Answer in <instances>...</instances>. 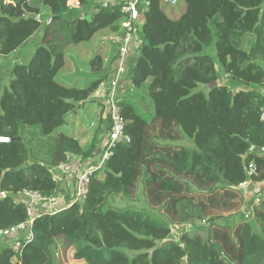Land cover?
Returning a JSON list of instances; mask_svg holds the SVG:
<instances>
[{"label":"trees","instance_id":"16d2710c","mask_svg":"<svg viewBox=\"0 0 264 264\" xmlns=\"http://www.w3.org/2000/svg\"><path fill=\"white\" fill-rule=\"evenodd\" d=\"M72 1L80 6L70 8ZM45 8L50 22L42 23L36 16ZM142 18V44L124 76L133 89L122 102L130 141L94 171L82 203L36 214L33 238L21 252L1 247L0 264H57L62 240L84 264H264V194L252 204L255 224L221 223L226 212H239L241 184L264 182V0H150ZM126 20L113 0H0V57L40 35L30 60L10 67L9 84L0 79V137H21L0 141V230L29 219L17 194L70 201L55 169L104 153L109 126L87 147L62 128L86 105L99 102L106 114L97 90L114 72L117 44L107 61L102 49L93 52L86 79L58 76L71 46L99 32L115 40ZM35 125L40 131L27 129ZM184 137L195 148L176 143ZM140 187L168 222L109 203L136 197ZM196 221H206V231L173 239L174 226Z\"/></svg>","mask_w":264,"mask_h":264},{"label":"built area","instance_id":"2783aa9c","mask_svg":"<svg viewBox=\"0 0 264 264\" xmlns=\"http://www.w3.org/2000/svg\"><path fill=\"white\" fill-rule=\"evenodd\" d=\"M110 1V0H108ZM115 3L121 6L123 13L127 15V20L123 22L125 29L124 34H121L115 38L117 44V59L115 63V69L110 78L100 83L98 87V93L103 100L107 123L109 128L107 129V141L105 142V151L103 153V159L97 168H101L111 155L113 149L120 142H129L130 137L126 134V119L123 115L122 102L124 100V93L121 90L123 85L124 76L126 72L127 59L130 55L136 53L141 44V29L144 23L142 15L144 11L150 5V0H113ZM171 4H176V0H165ZM79 2L72 1L70 8L79 7ZM41 20V14L36 16ZM261 120L264 121V105L260 110ZM254 164L251 163L248 167L249 174L254 170ZM95 166L90 165L79 170L76 174L75 186L73 188V197L70 201H66L65 195H59L55 197H47L42 193L35 190H24L17 194L16 199L26 203L27 211L29 213V219L22 224L14 226L8 230H0V239L7 237L12 239V243L9 245L12 249L21 252L25 243L29 242L33 236L32 225L36 214L42 211L55 212L60 208L69 207L71 203H82L89 192L90 181L94 171L97 169ZM57 173L54 174V179L58 180L59 175L66 173L67 164H62L56 168ZM249 182H244L241 187L245 189ZM5 192H0V197L5 196Z\"/></svg>","mask_w":264,"mask_h":264},{"label":"rangeland","instance_id":"374dc122","mask_svg":"<svg viewBox=\"0 0 264 264\" xmlns=\"http://www.w3.org/2000/svg\"><path fill=\"white\" fill-rule=\"evenodd\" d=\"M102 0H96V2H101ZM105 1V0H104ZM182 7L179 6L177 9V13L182 11ZM41 20L42 23L50 22V16L48 9H44L41 13ZM39 36H36L31 41H29L28 45L21 47L17 52H14L6 57H0V79L3 82V85H8L10 81V67L13 63L19 62V63H27L30 58L33 55L35 47L39 44ZM115 40L112 39V36L107 35L106 32H99L98 35L89 43L82 44V45H73L69 48L67 51V57L69 60L67 68L63 71L62 76H58V79H64L66 83L68 82V79H73L74 76L78 75L82 77L83 79H86L85 77L90 73V66L88 65V58L91 57L93 52L102 49L105 61L109 60L111 56L113 55V48L115 47ZM70 74V75H69ZM121 90L124 93L125 96H130L132 93V87L124 82L121 86ZM264 92V88L261 89ZM147 92L146 89H140L139 90V98L138 100H142L143 96H146ZM97 109V107H96ZM81 114L76 119V122L71 119L69 124L64 126L62 130L69 134H74L76 132V129L81 128H90L92 121L96 120L94 113H89L87 111H81ZM97 126V127H96ZM108 125L105 124V128L107 129ZM93 131L96 130V135L98 134L99 141H103L104 138V130L101 129L102 125L100 123H97L92 127ZM27 129L34 130V131H40V127L38 125L28 127ZM85 142L86 138L84 139ZM177 144L185 145L190 148H195V144L192 139L184 137L182 140L176 142ZM103 152L102 149L100 152L96 155V157L91 161L90 165L95 166L96 168L101 163L103 159ZM89 164H86L85 167L90 166ZM80 168L79 170H81ZM99 169V168H97ZM96 169V170H97ZM60 174L57 173V170H55L54 174ZM65 174V173H64ZM63 174V175H64ZM241 190H243V202L241 205V208L239 212L237 213H230L226 212L225 217L222 218L221 223L227 224L230 226H233V224L237 220H249L251 223H254L253 213H252V204L253 201H258L257 193L264 194V182L263 183H255L252 184V182H249L248 184V190L249 193H246L245 189L241 187ZM109 203L118 207H131L137 210H141L142 213L149 214L159 220L168 222L167 217L159 210L151 207L148 204V201L146 199L145 193L142 191V187H140V190L138 192V195L136 197L130 198L122 195H116L115 197H111L109 199ZM231 214V215H230ZM255 224V223H254ZM207 224L206 221H196L191 222L183 225H176L174 226L173 230V239L179 240L181 238V235L185 231H193L195 229L206 231ZM54 253L56 256V263L57 264H84L82 262L75 261L72 258V250L71 247L67 245L63 240L60 241L57 245V247L54 248Z\"/></svg>","mask_w":264,"mask_h":264},{"label":"crops","instance_id":"0c3cea01","mask_svg":"<svg viewBox=\"0 0 264 264\" xmlns=\"http://www.w3.org/2000/svg\"><path fill=\"white\" fill-rule=\"evenodd\" d=\"M46 9H48V11H49V8H46ZM99 98H98V100L100 101ZM96 107H97V109H96ZM81 111H87L89 113H94L96 120L92 121L91 126L93 127L96 123H97V125H98V123H100L102 125L101 129H103V130L105 129L106 130L105 124L107 125V117H106V114L103 111V107L101 105H99V102L96 103V104L86 105L76 115H73L68 120V124H69L71 119H73L76 122V119L81 114L80 113ZM92 127H90V128H81V129L78 128V129H76V132L74 134H72V135H75L78 138L79 142L81 143V145L83 147L89 146L92 143V141L94 140L95 136H96V132H95L96 130L93 131ZM85 138H86L87 142H85V140H84ZM91 161L92 160H90L88 163H82V162H80V160L78 158H74V159L71 160V162L69 164H67L66 173L64 175L63 174L59 175L60 178H63V181L67 185L68 189L71 191V194L73 193V188L75 186V179H76L77 172L79 171L80 168L84 167L86 164L90 165ZM11 243H12V239L11 240L10 239H4V238L0 239V249H1V247L6 246V245H10Z\"/></svg>","mask_w":264,"mask_h":264},{"label":"water","instance_id":"95a60500","mask_svg":"<svg viewBox=\"0 0 264 264\" xmlns=\"http://www.w3.org/2000/svg\"><path fill=\"white\" fill-rule=\"evenodd\" d=\"M213 84H215V83H213ZM15 140H21V137L20 136L15 137V138L14 137H0V141H2V142H13ZM84 167H82V168H84ZM4 239H7V237H4Z\"/></svg>","mask_w":264,"mask_h":264}]
</instances>
